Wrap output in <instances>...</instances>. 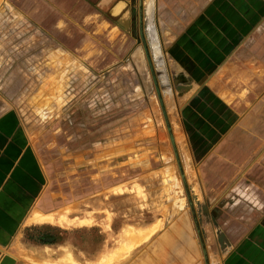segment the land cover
<instances>
[{
	"label": "crops",
	"instance_id": "obj_1",
	"mask_svg": "<svg viewBox=\"0 0 264 264\" xmlns=\"http://www.w3.org/2000/svg\"><path fill=\"white\" fill-rule=\"evenodd\" d=\"M6 4L17 10L32 5L26 20L58 41L59 51L92 49L100 33L136 39L145 56L147 36L156 37V53L157 43L162 46L155 69L162 66L164 73L157 71L155 83L164 76L181 101L203 219L193 205L120 264H213V258L264 264V0H0V23ZM2 99L0 94V264L54 262L65 255L66 238L32 244L25 242L28 233L84 227L28 223L35 211L54 213L66 202L57 201L51 168L22 113L1 107ZM74 247L76 259L85 262L82 248ZM92 253L87 261L99 255Z\"/></svg>",
	"mask_w": 264,
	"mask_h": 264
},
{
	"label": "rangeland",
	"instance_id": "obj_2",
	"mask_svg": "<svg viewBox=\"0 0 264 264\" xmlns=\"http://www.w3.org/2000/svg\"><path fill=\"white\" fill-rule=\"evenodd\" d=\"M19 7L6 4L2 11L1 107H17L22 113L32 140L51 168L57 201L64 200L68 210L79 203L78 211L69 213L71 219L95 207L111 214L109 230L103 226L108 222L106 213H100L101 225L78 226L84 228L57 232L60 235L37 229L28 233L25 242L66 238L67 245L60 250L74 253L77 244L86 261L76 260L94 264L103 256L95 261L85 257L96 250L102 255L116 246V235L127 226L150 228L159 222L163 226L178 214L190 212L193 205L202 220V201L193 194L199 192L200 184L191 176L195 166L181 124V101L175 99L168 78L165 82L162 76L155 83L157 71L163 72L157 64L155 69L162 55L160 44L157 53L154 49L156 37H146L153 76L148 56L137 52L136 39L123 34L112 40L100 33L92 49L59 51L58 41L47 37L39 24L33 28L26 20L32 5ZM170 38L164 36V40ZM179 135L186 140L185 152L178 147ZM186 152L189 157L184 156ZM70 239L77 243L69 244ZM213 264H219L217 258Z\"/></svg>",
	"mask_w": 264,
	"mask_h": 264
},
{
	"label": "bare ground",
	"instance_id": "obj_3",
	"mask_svg": "<svg viewBox=\"0 0 264 264\" xmlns=\"http://www.w3.org/2000/svg\"><path fill=\"white\" fill-rule=\"evenodd\" d=\"M183 137H184V135H183ZM182 139H183L182 136L179 135L178 142H180V143H179V146L178 145L177 146L180 147L181 149L186 148V147L183 146L184 144H186L185 143L186 140L183 141ZM179 151H180V149H179ZM184 152H185V150H184ZM181 154H183V151H182ZM184 156H188V153L186 155H184ZM189 159L190 158H187L188 161H189ZM185 160L186 159H184V163H186ZM188 164H190V163H188ZM185 166H186V164H185ZM187 169L189 171L188 166H187ZM169 173H171V172H169ZM189 174H190V172H189ZM193 174H195V172H193ZM193 174L191 175L192 177L195 176V175L193 176ZM192 177H191V179H192ZM136 188H138V190H139V187H136ZM68 208L65 207L63 209H60L57 212H54V213L52 212V213H48V214H44V213L41 214V213L35 212L33 214V217H31L28 220V223H39V224H46V223L48 224L49 223V224H53V225H59L61 227L67 228V229H70V228L75 227V226H94V225L103 224L102 222L100 223L98 221V217L97 216L100 213H106V218H107L108 222L107 223L105 222L103 224V226L106 227V229H108V230L110 229L111 214H110V212L108 210H106V209L97 210L98 207H95L96 210L90 211L89 214H86L85 216L82 215V216H79V217L76 216L75 219H71L69 217V213L71 211L72 212H76L78 210L75 207L73 209L70 208V210H68ZM87 212H88V210H87ZM103 220H104V218H103ZM161 225L162 224L159 222L157 224H154L150 228H137V227H133V226H127V227L121 229L119 231V233L116 235V239H115L116 246H114L112 248H108L106 253H103L102 255L100 254L97 258H99L100 256H103V257L100 258L94 264H119L123 260L125 261L137 247L142 245L144 242L148 241L151 238V236H153L161 228ZM112 235H114V233ZM109 240H111V239H109ZM48 264H81V263L76 260L74 254L72 252H67V253H65L64 256H62L59 259V261H54L52 263L50 262Z\"/></svg>",
	"mask_w": 264,
	"mask_h": 264
},
{
	"label": "water",
	"instance_id": "obj_4",
	"mask_svg": "<svg viewBox=\"0 0 264 264\" xmlns=\"http://www.w3.org/2000/svg\"><path fill=\"white\" fill-rule=\"evenodd\" d=\"M146 47V46H145ZM146 54H147V56H148V60H149V63H150V67H151V70H152V74H153V76H154V68H153V66H152V61H151V58H150V56H149V52H148V49L146 48ZM155 79V78H154ZM161 99V103H163V101H162V98H160ZM168 128H169V131H170V136H171V139H172V142H173V144L175 143V140H174V135L172 134V131H171V128H170V126H168ZM182 176L184 177V173H182Z\"/></svg>",
	"mask_w": 264,
	"mask_h": 264
}]
</instances>
